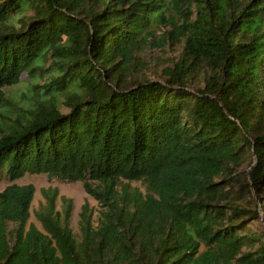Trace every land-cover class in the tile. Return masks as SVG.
I'll use <instances>...</instances> for the list:
<instances>
[{
  "label": "trees",
  "instance_id": "16d2710c",
  "mask_svg": "<svg viewBox=\"0 0 264 264\" xmlns=\"http://www.w3.org/2000/svg\"><path fill=\"white\" fill-rule=\"evenodd\" d=\"M26 174L82 181L98 217L85 201L75 234L49 187L40 228L35 186L8 185L0 264H264V200L247 203L264 197V0H0V179Z\"/></svg>",
  "mask_w": 264,
  "mask_h": 264
},
{
  "label": "rangeland",
  "instance_id": "374dc122",
  "mask_svg": "<svg viewBox=\"0 0 264 264\" xmlns=\"http://www.w3.org/2000/svg\"><path fill=\"white\" fill-rule=\"evenodd\" d=\"M179 51L177 49V45H173L171 42H168V45L161 48H156L154 51H150L148 53V56L151 60V69L148 71L147 76L150 79H159L161 78V72L163 69V66H166L167 64L172 63L178 56ZM7 90V89H5ZM21 89L18 87L9 88L8 91H6L7 94H19L21 93ZM63 111H65L63 109ZM15 117V115H14ZM13 183H17L20 185L25 184H33L35 186V195L33 199V203L31 206V217H30V223H34L38 227L42 228V225L40 221L38 220L36 216V212L40 209L41 205L45 203V197L42 193V190L44 188L49 187H57L59 189L60 195H65L69 198H71L74 202V207L71 215V221L70 226L72 230L75 232V234L80 233V227H79V221H80V212L81 207L85 203V201H89L91 206L94 207V218L97 219L98 217V210H99V204L96 199H94L84 188L82 181L77 182H68V181H62L57 178H51L48 174H26L23 177L10 181L6 177L2 176L0 179V192L3 191L8 185H11ZM131 185L134 187L140 188L142 191L145 190V185L143 181H132ZM60 195L57 199V209H62V201L60 198ZM261 200H264V197H260L257 195L255 191H252L251 195L247 198V203L251 204L253 206H260ZM253 229L264 230V225H262L259 222H254L252 225Z\"/></svg>",
  "mask_w": 264,
  "mask_h": 264
}]
</instances>
